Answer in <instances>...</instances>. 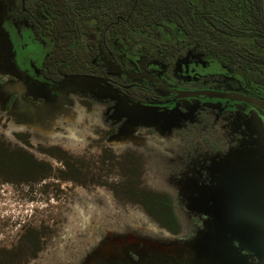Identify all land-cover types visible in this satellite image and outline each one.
<instances>
[{"label":"rangeland","instance_id":"1","mask_svg":"<svg viewBox=\"0 0 264 264\" xmlns=\"http://www.w3.org/2000/svg\"><path fill=\"white\" fill-rule=\"evenodd\" d=\"M20 4L0 0V142L48 166L20 174L0 164V264H264L262 123L236 116L254 136L232 150L235 134L227 132V153L204 154L189 170L179 166L187 143L175 133L195 102L123 99L112 119L121 129L109 135L107 107L82 99L117 96L83 88L94 87L88 80L66 78L80 88L62 101L36 81L17 96L8 85L32 71L20 46L32 53L36 47L29 30L17 28L26 22L11 19ZM135 188L170 195L176 223L167 226L133 202Z\"/></svg>","mask_w":264,"mask_h":264},{"label":"flooded vegetation","instance_id":"2","mask_svg":"<svg viewBox=\"0 0 264 264\" xmlns=\"http://www.w3.org/2000/svg\"><path fill=\"white\" fill-rule=\"evenodd\" d=\"M20 3L18 12L13 13L12 10L11 19L26 22L28 27L17 28L20 30L27 28L36 47L32 53L27 51L24 45L20 46L22 57L29 55L27 59L32 71L15 78L17 89L14 91L17 96L25 94L29 82L36 81L50 91L49 98L62 101L67 99L66 94L72 90L71 87L80 88L71 86L65 81L66 78L77 74L97 78V80L83 78L94 86L83 88L91 89L97 95L116 94L117 100L110 97L97 99L93 95H88L82 101L89 106L107 107L109 135H115L121 129L112 119L119 116L118 108L123 99L137 104L167 107L195 102L194 114L186 119L175 133L177 138L187 143L186 147L178 151V155L187 159L179 166L187 167L189 170L201 164L204 154L216 157L227 153L228 140L225 135L227 132L235 134L234 146L230 145L228 148L232 150L239 147L242 139H250L254 136L253 133L248 132L246 124L234 121L236 116L241 115L247 119L253 117L257 122L262 123L263 126L260 127H264V63L262 61L250 70L195 46L176 51L172 58L169 55L167 58L155 56L145 49L131 51L130 48L118 47V50H114L108 41L104 40L103 44L90 52L91 59L84 69L77 73L59 75L51 59L52 44L43 35L44 32L40 31L39 20L25 8L22 0ZM42 44L49 46L46 54L41 50ZM160 51L159 49L158 52ZM262 51L264 45L259 48L258 54ZM38 98L40 100H34L36 101L34 103H39L44 97ZM124 116V121L129 122L128 115ZM124 121L119 126H123ZM195 160L198 162L195 163ZM120 182L123 188L121 193L125 194L126 180ZM116 187L118 188V183ZM166 195L174 203L173 198ZM134 196H138V200L133 202L141 200L139 195ZM192 219L199 218L194 215Z\"/></svg>","mask_w":264,"mask_h":264},{"label":"trees","instance_id":"3","mask_svg":"<svg viewBox=\"0 0 264 264\" xmlns=\"http://www.w3.org/2000/svg\"><path fill=\"white\" fill-rule=\"evenodd\" d=\"M24 4L52 44L51 59L59 75L84 69L90 52L104 40L114 50L145 49L159 57L172 58L176 51L195 46L250 70L264 63V51L258 54L264 45L263 0H24ZM12 149L0 142V164L12 171L30 173L36 172L35 166H48L21 147ZM130 193L139 195L141 200L135 203L167 226L176 223L174 203L166 194L137 188Z\"/></svg>","mask_w":264,"mask_h":264},{"label":"water","instance_id":"4","mask_svg":"<svg viewBox=\"0 0 264 264\" xmlns=\"http://www.w3.org/2000/svg\"><path fill=\"white\" fill-rule=\"evenodd\" d=\"M22 3H24V0H22ZM263 9H264V0H263ZM73 78H81V79L88 78V79L97 80V78H94V77H91V76H87V75H81V74L74 75ZM16 87H17V82L9 84L7 89L9 91H12V90L17 89ZM20 91H22V90L20 89Z\"/></svg>","mask_w":264,"mask_h":264}]
</instances>
